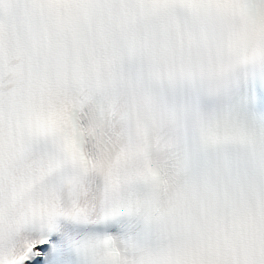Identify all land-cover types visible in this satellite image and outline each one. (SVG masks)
<instances>
[{"label":"snow or ice","instance_id":"1","mask_svg":"<svg viewBox=\"0 0 264 264\" xmlns=\"http://www.w3.org/2000/svg\"><path fill=\"white\" fill-rule=\"evenodd\" d=\"M251 103L264 0H0V264H264Z\"/></svg>","mask_w":264,"mask_h":264}]
</instances>
